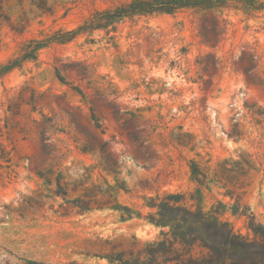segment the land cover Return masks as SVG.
Listing matches in <instances>:
<instances>
[{
	"label": "rangeland",
	"instance_id": "rangeland-1",
	"mask_svg": "<svg viewBox=\"0 0 264 264\" xmlns=\"http://www.w3.org/2000/svg\"><path fill=\"white\" fill-rule=\"evenodd\" d=\"M124 1L48 0L42 12L0 0V63ZM59 172L67 199L101 205L62 209ZM198 189L201 209L237 233L253 237L242 206L264 226V0L126 18L0 79V264H108L110 244L168 231L144 196L180 192L194 208Z\"/></svg>",
	"mask_w": 264,
	"mask_h": 264
},
{
	"label": "trees",
	"instance_id": "trees-1",
	"mask_svg": "<svg viewBox=\"0 0 264 264\" xmlns=\"http://www.w3.org/2000/svg\"><path fill=\"white\" fill-rule=\"evenodd\" d=\"M42 12L51 11L48 0H31ZM232 0H127L117 5L95 8L89 17L81 24L69 30L58 29L52 33H45L41 37H32L22 42L17 53L0 63V79L20 67L25 61L36 60L38 51L51 43H65L77 35L93 30L107 29L117 22L134 16L152 14L174 15L185 10L195 13L205 11H221L230 6ZM244 5L252 6L255 0H239ZM57 78H63L56 70ZM195 169L193 168V174ZM62 174L55 177L53 193L61 196L65 206L62 209L77 208L86 210L98 204L100 199L96 195L66 198V191L61 183ZM52 185L53 179L44 180ZM122 185V186H121ZM118 188H124L120 184ZM108 196L112 197L113 207H122L115 197V188L109 189ZM190 194V199L197 203L194 208L186 206V195L175 192L163 196L145 197V205L154 209L149 213V221L156 225L168 226V231L162 232V237L154 240H138L125 245L110 244L104 253L108 264H264V226L255 221L252 212L246 214L247 207L242 206L240 214L248 218V227L253 232L249 238L233 230L227 221L221 222L213 213L204 212L199 206L200 191ZM106 200L104 203H108ZM103 203V202H102ZM241 205L236 202L232 208L238 212ZM198 244L200 254L192 252Z\"/></svg>",
	"mask_w": 264,
	"mask_h": 264
}]
</instances>
